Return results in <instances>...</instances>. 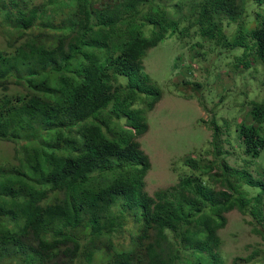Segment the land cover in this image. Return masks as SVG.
I'll list each match as a JSON object with an SVG mask.
<instances>
[{
	"label": "trees",
	"instance_id": "1",
	"mask_svg": "<svg viewBox=\"0 0 264 264\" xmlns=\"http://www.w3.org/2000/svg\"><path fill=\"white\" fill-rule=\"evenodd\" d=\"M175 35L231 57L225 75L241 69L259 98L242 92L230 122L212 109L209 144L150 195L138 139L162 92L144 58ZM0 36V141L16 145L0 162V264H229L233 211L264 242V0H0Z\"/></svg>",
	"mask_w": 264,
	"mask_h": 264
},
{
	"label": "rangeland",
	"instance_id": "2",
	"mask_svg": "<svg viewBox=\"0 0 264 264\" xmlns=\"http://www.w3.org/2000/svg\"><path fill=\"white\" fill-rule=\"evenodd\" d=\"M152 30V26L147 28L146 35ZM198 39L171 36L149 50L144 58L147 73L153 84L162 92L161 101L146 115L149 131L138 139L152 163L146 178V190L150 195L174 185L183 159L203 151L207 139L209 144L211 132L206 129V123L213 116L212 109L222 112L220 118L230 122L232 120L230 112L233 113L234 107L239 105H236L237 102L241 103L242 99L238 97L242 92L251 93L252 97L245 100L259 98L252 93L253 89L250 90L247 76L241 69L227 74L228 77L225 75L226 67L230 68L228 64L232 61L231 57L228 62L222 63V59L217 58L215 54L206 53L210 47L203 48L199 43L202 41ZM0 46H4V39L1 36ZM205 53L208 54V61L202 63L200 60L204 58ZM229 55L227 52L220 57ZM208 70H212V73H208ZM122 79L125 80L124 77ZM250 82L256 83L259 79L257 80L254 75ZM198 84L201 87H197ZM8 87L12 93L20 88L14 83H10ZM257 92L261 95L263 93L261 89ZM141 100L144 103L138 104L145 106L149 99L143 96ZM248 109L246 106V110ZM15 146L14 142L0 141V162H14ZM235 158L228 157V160L234 164ZM227 218L228 223L220 235L224 240L223 251L229 264L237 257H248L254 249L264 250L263 240L253 233L248 223L251 217L233 211Z\"/></svg>",
	"mask_w": 264,
	"mask_h": 264
}]
</instances>
